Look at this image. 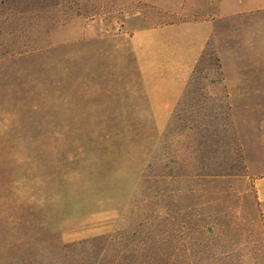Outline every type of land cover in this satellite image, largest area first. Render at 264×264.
Instances as JSON below:
<instances>
[{"label": "rangeland", "instance_id": "374dc122", "mask_svg": "<svg viewBox=\"0 0 264 264\" xmlns=\"http://www.w3.org/2000/svg\"><path fill=\"white\" fill-rule=\"evenodd\" d=\"M217 1L0 0V264H264V8L170 113L132 41Z\"/></svg>", "mask_w": 264, "mask_h": 264}, {"label": "crops", "instance_id": "0c3cea01", "mask_svg": "<svg viewBox=\"0 0 264 264\" xmlns=\"http://www.w3.org/2000/svg\"><path fill=\"white\" fill-rule=\"evenodd\" d=\"M262 8L264 0H218L217 13L210 18L183 19L136 28L132 41L143 65L154 111H173L188 77L215 33L217 18ZM147 72H157V78L153 75L148 78ZM255 187L264 212V175L255 180Z\"/></svg>", "mask_w": 264, "mask_h": 264}]
</instances>
